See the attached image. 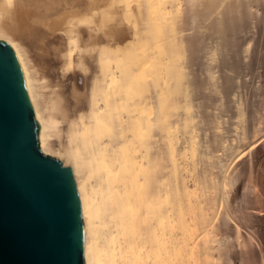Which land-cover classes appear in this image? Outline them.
Listing matches in <instances>:
<instances>
[{"label": "bare ground", "instance_id": "bare-ground-1", "mask_svg": "<svg viewBox=\"0 0 264 264\" xmlns=\"http://www.w3.org/2000/svg\"><path fill=\"white\" fill-rule=\"evenodd\" d=\"M0 41L83 264H264V0H0Z\"/></svg>", "mask_w": 264, "mask_h": 264}, {"label": "water", "instance_id": "water-1", "mask_svg": "<svg viewBox=\"0 0 264 264\" xmlns=\"http://www.w3.org/2000/svg\"><path fill=\"white\" fill-rule=\"evenodd\" d=\"M69 167L39 149L24 71L0 41V264H83Z\"/></svg>", "mask_w": 264, "mask_h": 264}]
</instances>
